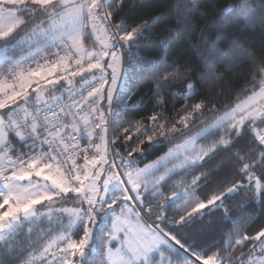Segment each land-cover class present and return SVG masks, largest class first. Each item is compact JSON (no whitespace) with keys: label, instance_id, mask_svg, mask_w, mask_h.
Wrapping results in <instances>:
<instances>
[{"label":"snow or ice","instance_id":"obj_1","mask_svg":"<svg viewBox=\"0 0 264 264\" xmlns=\"http://www.w3.org/2000/svg\"><path fill=\"white\" fill-rule=\"evenodd\" d=\"M234 7L238 6L229 5L219 14L224 16ZM238 14L248 21L258 16L264 23V4L258 9H240ZM112 17L108 0H0V49L15 40L34 42L22 60L16 58L0 64L3 68L0 76L20 81L18 89L13 85L2 90L3 98H0V243L17 257L18 264H83L92 239L91 225L100 212L111 211V230L107 232L104 251L94 264H264V223L255 234L241 231L240 238H231L227 247L223 240L201 248L181 239V234L204 215L203 210L219 209L227 215L228 204L224 198L230 193L239 192L244 196L245 208L264 198V56L253 61L255 75L249 81L253 87L243 94L247 99L220 118L219 139L200 150L193 147L188 151L185 144L175 145L165 156L140 168L134 162L136 154L144 151L145 143L164 138L174 144L190 135V124L194 126L207 113L215 115L217 110L195 103L178 113L179 119H169L160 113L148 118L149 124L137 122L131 127L124 126L119 135L105 139L103 134L109 130L118 68L123 63L126 46L133 40L146 41L148 37L142 29L156 19L132 26L122 17L115 21ZM101 26L108 42L101 40L98 52L84 50L83 41ZM68 53L72 55L69 57ZM71 60L75 65L70 68ZM31 61L37 63L35 70H26V74L18 72L22 64ZM42 61L43 69L40 67ZM57 69L63 71L57 74ZM187 72V69L175 70V64H165L157 79L179 81ZM84 73L91 74L94 80V83L89 82L87 92L92 98L90 102L84 100L82 93H77L83 105L75 95L67 106L62 100L40 103L42 92L47 90L51 96L57 86L64 88L73 84L69 77ZM61 80L65 83L61 84ZM45 81L50 88L46 89ZM33 83L36 91L30 92ZM184 83L194 92L200 81ZM159 87L163 88V84ZM86 110L92 116L94 128L99 129L97 138L105 142V155H100L99 144L86 142L81 149L77 141L79 113ZM69 123L72 139L66 140ZM133 128L138 135L133 144H128ZM245 136H252L253 140L243 155L233 153L239 165L235 174L221 181L204 200L188 203L173 213L168 208L170 200L182 193H192L191 197H195L196 190L209 179L203 172L194 175L185 192L173 191L169 198L162 189L166 178L175 172L174 162L179 160V167L188 172L194 163L202 162L216 148L231 151ZM122 144L128 145L123 155L117 151ZM93 146L98 151L89 155ZM78 156H82V164L77 163ZM117 158L119 164L115 163ZM98 164H107L110 173L99 186L98 174L93 171ZM168 165L173 167L168 168ZM164 169H167L164 174L157 175ZM33 177H42L45 183ZM24 181L27 185L22 184ZM68 193L75 195L68 196ZM68 200L76 201V206L56 209L55 206ZM65 212L70 214L64 217ZM54 215L61 217L55 227L52 226ZM38 217L49 221L47 230L33 219ZM25 221L30 223L25 225ZM78 223L84 225L83 236L73 239L71 229ZM61 228L68 234L55 241L49 240L53 232ZM53 244H56L55 250ZM233 245H239V249H234ZM0 264H8L3 256H0Z\"/></svg>","mask_w":264,"mask_h":264},{"label":"trees","instance_id":"obj_2","mask_svg":"<svg viewBox=\"0 0 264 264\" xmlns=\"http://www.w3.org/2000/svg\"><path fill=\"white\" fill-rule=\"evenodd\" d=\"M108 2L109 8L113 10L114 21L122 17L129 25L138 26L144 21L156 18L142 29V33L148 37L146 41L133 40L126 46L122 81L112 101V113L109 114V120L110 117L112 119L113 136L119 135L124 126L131 127L137 122L149 124L148 118L160 113H164L169 119H179L178 113L195 103L217 110L215 115L207 113L205 118L194 126L190 124V135L182 140H176L174 144L164 138L145 143L144 151L136 154L135 164L144 165L155 159L247 98L243 94L253 87L249 83L255 75L253 61H259L260 57L264 56V23L258 16L255 20L248 21L238 13L240 9L246 10L249 7L258 9L264 4V0H123L122 3L118 0H108ZM235 4L238 7H234L232 11L224 16L219 14L223 8ZM85 41L90 44L92 41L90 34ZM213 47L216 48L215 52L212 51ZM224 53L227 55H223ZM9 60L13 59L5 61ZM165 64H175V70L178 71L187 69V75L174 82L158 80L159 71ZM88 74L80 76L79 82ZM165 75L167 76V73ZM213 76L215 79L211 78ZM198 79L200 83L196 85L194 92H190L184 81L195 84ZM160 84H163V88L159 87ZM137 135L138 132L133 128L132 140L128 141V144H133ZM201 139L204 143H213L219 139L217 130L208 132ZM252 140V136H245L231 151L216 148L204 157L202 162L192 165L188 172L184 170L174 172L166 178L162 190L169 198L173 191L179 192L175 184L177 178L187 183L181 184L186 189L190 187L194 175L203 172L209 178L196 190L195 197H191L192 193H182L170 200L168 208L176 213L188 203L204 200L221 181L235 174V169L239 165L234 161L233 153L240 152L243 155L249 150ZM127 146L122 144L117 151L123 155ZM224 202L228 204L227 215L221 213L219 209L203 210L204 215L196 219L194 224L181 234V239L192 241L194 246L201 248H207L223 240L224 246L227 247L231 238L237 240L240 238L241 231L245 234H255L260 224L264 223V198L252 202L245 208L243 206L245 197L239 192H234L228 194ZM71 203L66 205H75ZM67 216V213H64V217ZM33 219L47 230L49 221L46 218ZM58 219L61 217L53 216V227L56 226ZM96 221L91 225L92 239L86 249L83 264H94L104 251L107 233H102V230L106 228L107 221L102 226H98ZM24 223L27 225L30 222ZM83 229L84 225L80 223L75 230V239L82 238ZM54 233L57 231L53 232L49 240L54 238ZM233 247L239 249V245ZM0 256H3L8 264H18L17 257L5 249L2 243Z\"/></svg>","mask_w":264,"mask_h":264},{"label":"rangeland","instance_id":"obj_3","mask_svg":"<svg viewBox=\"0 0 264 264\" xmlns=\"http://www.w3.org/2000/svg\"><path fill=\"white\" fill-rule=\"evenodd\" d=\"M89 34H90L91 37H92V41L90 42L89 45L86 43L85 46H87V50H91V51H93V52H98V51H100V48H101V43H100V41H101V40H104L105 43L108 42V41L106 40V38L104 37V33H103L102 26H101V29H100L99 31H96V32H93V33H89ZM10 39H12V38H10ZM13 47H15V45H7L6 48H4V49H0V64L3 63V62H5L6 59H9L8 56H7L8 52H9L8 49H12ZM11 59H12V58H11ZM21 59H23V58H20V60H21ZM13 60H14V59H13ZM42 69H43V68H42ZM123 70H124V60H123V63H122V65H121V67L118 68V77H119V79H118V82H117V89H116V92L113 93V100H114V97H115V95H116V93H117V91H118V88H119V86H120V83H121V81H122ZM109 71H110V70H109ZM24 74H26V72H25ZM90 77H92V75H91V74H88V75L84 76L83 79H88V78H90ZM19 84H20V81L18 80V82H17V87H19ZM11 86H12V85H11L10 83L0 82V93H3L2 90H7V89L10 88ZM45 87H51V85H48V86H45ZM105 88L107 89V88H108V85H105ZM63 91H64V88H60V87L57 86V88L53 91V93H55V94H58V93H59V94H60V93L63 92ZM257 91H259V89H258ZM0 98H3V97L0 96ZM246 99H247V98H246ZM240 103H242V101L239 102L238 104H240ZM236 105H237V104H236ZM236 105H235V106H236ZM235 106H234V107H235ZM234 107H232V108H234ZM232 108H231V109H232ZM231 109H229L228 111H230ZM224 114H225V113L221 114V115L218 116L215 120H213L211 123H209L208 125H206V126H204L203 128H201L199 131H197L195 134L189 136L188 138H186V139L183 140L182 142H179V143H177V144H175V145L185 144V145H187V147H188V151H192L193 147H195L197 150H200V149H202V148H207V147H209L212 143H208V142H205V143H204V142L202 141L201 138H202L204 135H207L208 132H210V131H212V130H217V126L219 125L220 118H221L222 116H224ZM111 121H112V119H111V117H110L109 130H108L107 133L103 134V135H105V139L111 138L112 135H113V133H112V129H111ZM205 129H209V131H208V132H205ZM97 132H99V129H97L96 133H97ZM96 133H95V137H94V144H99V145H100V149H99L100 155H105V151H104V149H105V142H104V141H101L100 139H98L97 136H96ZM201 133H204V135L201 136ZM190 140L193 141V144H188V141H190ZM175 145L171 146L167 151H165L164 153H162L161 155H159V156L156 157L155 159L150 160L149 162L145 163L144 165H138V167L143 168V167H145L146 165L155 162L156 160H158V159H160L161 157L165 156V155L169 152V150L172 149ZM97 151H98V149L94 146V149H93V151H92V154H95ZM110 153H111V148H110V146H109V147H108V159H109V162L111 163V162H112V158H111ZM115 163H116V164H119V163H120L119 158H117V159L115 160ZM174 163H175V165H176V167H175V173H176V172H181V171H183V169L179 167V164H180V161H179V160H176ZM194 164H195V163H194ZM194 164H193V165H194ZM162 166H163V165H161V167H162ZM172 167H173V165H168V168H172ZM157 170H158V169H157ZM93 171L97 172V174H98V181H97L98 186L101 185V184L104 182V180L107 179L108 175H110V173H109V171H108V165H107V164H103V165H99V164H98V165L96 166V168L93 169ZM118 171H119V170H118ZM166 171H167V169H164L162 172L157 173V175L164 174V172H166ZM33 180H35V181H39L41 184L45 183V181H43V178H42V177H39V178H37V177H33ZM182 182L185 183V184H187L184 180H182V179H180V178H177V180H175V184L177 185V188H178V191H179V192H185V191H186V188L183 187V186H181ZM27 183H28L27 181L22 182V184H24V185H27ZM47 183H48V184H51V181H47ZM101 195H103V193H101ZM70 201H71V200L66 201V202H64L62 205L55 206V207H56L57 210L59 209V207H63V208H65V209H71V208H74V207L76 206V203H77V202H73V203H71L72 201H71V202H70ZM66 203H71V204H75V205H69V204L66 205ZM37 207H40V206H37ZM65 213H67V215L70 214V213H68V212H65ZM112 220H113V215H112V212L110 211L109 216H108V218L106 219V221H107V224H106V225H107V226H106V228H104V229L102 230V233H107L108 231L111 230V223H112ZM149 223H151V221H149ZM79 224H80V223H78L77 225H75L74 228L71 229V232L73 233V239H75V236H74V234H75V230H76V228H77V226H78ZM65 226H67V221L65 222ZM166 230H167V229H166ZM66 234H68V233H65V232L63 231V228H61L60 230L57 231V233H54V238H53L51 241H55V240L58 239L59 236L66 235ZM62 246H63V245H61V247H62ZM55 249H56V244H53V250H55Z\"/></svg>","mask_w":264,"mask_h":264},{"label":"built area","instance_id":"obj_4","mask_svg":"<svg viewBox=\"0 0 264 264\" xmlns=\"http://www.w3.org/2000/svg\"><path fill=\"white\" fill-rule=\"evenodd\" d=\"M122 1L123 0H118L119 3H122ZM84 50H87V49H84ZM63 55L64 54L61 53V56H63ZM68 55L70 57L72 55V53H68ZM43 63L44 62L42 61L41 65H40L41 69L43 68ZM74 65H75V61L71 60L70 61V68L74 67ZM36 68H37V63L35 61H31V62H29V64H22L20 66V68H18V72L21 74H24L26 72V70L31 71V70H35ZM62 71H63L62 69H57V74H59ZM0 72H3V68L0 69ZM79 77L80 76H77L75 78L69 77L70 79H73L72 85H70V86L66 85L64 91L61 92L60 94L59 93L58 94L52 93L51 96H49V94H48V95L42 97L40 103L43 104L45 101L52 103L55 100H62L63 104L65 106H67L71 102L70 98L73 95H75L76 99L78 101H81V103L83 105V100H81V95H77V93H82L84 100H87L90 102L92 98L87 96V92L89 90V82L94 83L93 77H90L88 79H82L80 82H79ZM0 82L10 83L12 86L15 85L17 87L18 80H16V79H7L6 80V79H4L3 76H0ZM60 82H63V80H61ZM43 83L45 84V86H48L46 81ZM10 88H8V89H10ZM18 88L19 87H17V89ZM29 91L30 92L36 91V85L34 83L32 84ZM0 96L3 97V93H0ZM57 111H59V109H57ZM49 116H50V114H49ZM79 117H80V119H79V123L77 124V127L80 129V131L78 133H76V138H77V141L80 144L81 149H82L86 145V142H94V137H95V133H96L97 129H95L94 126L92 125V116L87 110L84 112H80ZM97 118H98V115H97ZM68 128H69V133L66 137V140L72 139L71 123H69ZM89 134H91V136H89ZM72 146H74V145H72ZM72 146H70V147H72ZM93 149H94V146L90 148L89 153H88L89 155H92ZM72 155L73 154L69 150V156H72ZM76 159H77L78 164L83 163L82 156H78V157H76ZM70 162L71 161H69V163ZM75 170L78 171L79 169H75ZM109 213H110V211H108L107 214H105L102 211L98 214L97 221H96L98 226H102L105 223L106 219L109 216ZM49 259H50V257H49ZM53 264H54V262H53Z\"/></svg>","mask_w":264,"mask_h":264},{"label":"crops","instance_id":"obj_5","mask_svg":"<svg viewBox=\"0 0 264 264\" xmlns=\"http://www.w3.org/2000/svg\"><path fill=\"white\" fill-rule=\"evenodd\" d=\"M34 42L32 41H23V40H15L14 42L9 43L8 45H15L12 49H8V58L12 59H20L23 58L24 55H27V52L33 47ZM86 41L84 40L82 43V48L87 49ZM32 51H35L33 49ZM47 89V87H46ZM35 92V91H32ZM53 93V92H52ZM48 95L47 90L41 93V98Z\"/></svg>","mask_w":264,"mask_h":264}]
</instances>
